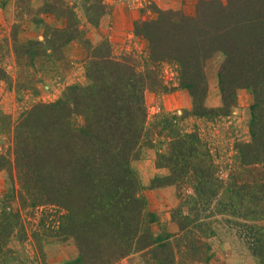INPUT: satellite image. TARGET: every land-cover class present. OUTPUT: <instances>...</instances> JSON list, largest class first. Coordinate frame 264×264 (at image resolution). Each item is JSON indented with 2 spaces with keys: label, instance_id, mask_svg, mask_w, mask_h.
Instances as JSON below:
<instances>
[{
  "label": "trees",
  "instance_id": "16d2710c",
  "mask_svg": "<svg viewBox=\"0 0 264 264\" xmlns=\"http://www.w3.org/2000/svg\"><path fill=\"white\" fill-rule=\"evenodd\" d=\"M54 3L44 5L42 13L63 19L65 25L46 26L43 40L15 43L19 57L29 55L34 64L44 57L51 63L48 72L54 70V62L70 65L65 47L82 33L75 8L60 0ZM84 5L88 21L95 26L111 8L105 0H86ZM149 8L155 14L152 18L134 22L135 34L148 42L145 50L116 54L109 37L97 45L85 38L87 85H68L57 100L39 102L16 119L0 111V138H7L0 148V171L13 176L19 201L17 210L0 212V255L10 251L15 230L24 229L27 208L54 205L68 211V226L80 249L79 257L65 264H115L141 251L147 264L202 261L207 257L199 244L210 249L202 245V238L213 235L208 218L215 214L244 220L251 250L264 264V160L252 156L261 152L263 115L254 111L255 142L241 145L245 167L228 179L220 176L198 126L185 124L191 115H226L236 105L237 90L245 80L232 83L227 77L226 66L232 63L237 70L233 59L238 60V52H233L226 36L251 19L257 20L263 33L264 0H199L195 15L155 3ZM218 50L227 53L220 70L223 105L210 108L205 66ZM252 57L243 59L241 70L246 72ZM167 65L175 73L174 84L168 81ZM34 66L40 71L39 65ZM4 77L0 62V79ZM37 84L36 76L16 79L18 90H37ZM177 87L188 90L192 109L181 115H159L148 125L146 91ZM165 140L167 149L157 156L171 168L166 184L187 191L174 208L181 233L166 231L153 237L157 218L146 211L144 198L138 195L141 185L130 161L142 145H164Z\"/></svg>",
  "mask_w": 264,
  "mask_h": 264
},
{
  "label": "rangeland",
  "instance_id": "374dc122",
  "mask_svg": "<svg viewBox=\"0 0 264 264\" xmlns=\"http://www.w3.org/2000/svg\"><path fill=\"white\" fill-rule=\"evenodd\" d=\"M14 1L16 5L14 22L5 37L0 40V62L6 70V77L0 79V111L12 119L18 118L39 102L57 100L68 85L89 83L86 71L89 48L85 38H89L93 45H97L105 37H109L116 54L132 49L143 51L148 42L135 34L134 22L155 15L149 8L151 3L162 9L182 10L187 15H195L199 0H105L111 8L109 13L100 19L98 26L90 23L86 17L84 11L86 0H60L74 7L81 16L82 33L65 47L70 65L63 66L54 62L52 72L46 71L52 67L44 57L35 64L29 55L19 57L15 43L43 40L46 26H64L63 19L42 13L45 10L44 5L56 6V2ZM24 22L27 25H24ZM256 23V19L244 21L226 36L228 42L233 44V52H238V60L233 59L238 66L237 70L232 63L226 66L227 77L232 83L245 80V85L237 90L236 105L226 115H191L185 121L189 128L198 126L210 147L220 176L226 179L235 170L243 171L245 167L241 145L255 142L252 132L254 111L264 118V32L262 33L263 29ZM251 54L253 62L247 64L245 72L239 66L242 67L243 59ZM226 59L227 53L218 50L206 62L205 71L209 84L206 105L210 108L223 105L220 70ZM34 65H39L40 71L36 70ZM166 68L170 82L175 78V73L169 65ZM21 75H24L26 80L36 76L38 89L18 90L16 79ZM172 82L174 84L173 80ZM145 99L148 125L159 115L170 113L181 115L185 110H191L193 106V99L188 90L181 87L168 91L147 90ZM6 141V137L0 138V148L6 146ZM258 146L261 152L254 151L252 156H255V160L262 161L264 139H259ZM163 148L167 149L166 140L164 145L144 144L130 161V166L141 185L138 195L144 198L146 211L153 213L157 218L151 228L153 237L166 231L178 235L181 233L179 224L174 219V208L179 205L182 194L187 191V187L166 184L169 181L168 175L172 172L165 161L158 160V152ZM18 207L14 178L7 170L0 171V212L17 210ZM261 208L264 210V201ZM23 214L24 229L15 230L8 244L10 251L0 255V264H65L79 257L80 249L72 235V229L68 226L70 221L67 218V210L54 205H40L27 208ZM208 221L213 223L211 225L214 233L210 237H203L202 245L208 244L210 249L207 251L205 246L201 248L199 244L202 255L207 258L191 263L184 261V264H260V258L251 250V241L248 237L250 231L241 217L215 214L213 217L209 216ZM177 257L180 261L184 259L182 254ZM146 260L148 258L145 259L141 251L132 253L115 264H147Z\"/></svg>",
  "mask_w": 264,
  "mask_h": 264
},
{
  "label": "crops",
  "instance_id": "0c3cea01",
  "mask_svg": "<svg viewBox=\"0 0 264 264\" xmlns=\"http://www.w3.org/2000/svg\"><path fill=\"white\" fill-rule=\"evenodd\" d=\"M15 12L16 5L14 0H0V40L5 37L9 27L14 22ZM24 25L27 24L24 22Z\"/></svg>",
  "mask_w": 264,
  "mask_h": 264
}]
</instances>
